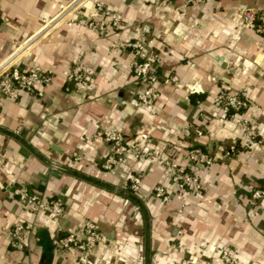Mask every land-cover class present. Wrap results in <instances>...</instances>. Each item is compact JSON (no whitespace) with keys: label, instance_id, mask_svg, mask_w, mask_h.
Segmentation results:
<instances>
[{"label":"crops","instance_id":"0c3cea01","mask_svg":"<svg viewBox=\"0 0 264 264\" xmlns=\"http://www.w3.org/2000/svg\"><path fill=\"white\" fill-rule=\"evenodd\" d=\"M72 1L0 0V70L37 65L51 74L40 96L0 91V264H78L79 252L56 240L85 219L101 234L87 254L93 264H223L222 249L232 264H264V198L250 197L264 186V36L242 20L245 10L264 20V0ZM97 1L124 24L86 29ZM137 30L159 58L146 104L120 45ZM76 63L93 70L86 88L65 79ZM222 90L244 91L245 106L223 114L214 103ZM241 119L256 124L253 140L241 138ZM107 129L125 141L147 135L151 155L124 154L106 172ZM193 146L212 162L199 171L200 195L177 214V198L163 202L153 188L172 190L162 159L179 161ZM128 170L139 177L135 214ZM22 184L58 198L62 215L29 212L13 192ZM14 221L29 226L20 250L9 246Z\"/></svg>","mask_w":264,"mask_h":264},{"label":"built area","instance_id":"2783aa9c","mask_svg":"<svg viewBox=\"0 0 264 264\" xmlns=\"http://www.w3.org/2000/svg\"><path fill=\"white\" fill-rule=\"evenodd\" d=\"M74 1V0H73ZM72 1V2H73ZM201 2V0H196ZM195 3V2H192ZM67 6L59 5V13L66 10ZM94 11L99 17L89 19L85 22L86 29L93 33L103 34L108 27H119L124 24L122 16L109 9L107 6L97 1L94 4ZM243 24L252 27L257 33L264 36V20L258 19L254 23L255 17L252 12L245 10L242 14ZM137 36L120 44L129 48L133 59L129 62V70L141 90L136 94L137 100L146 104L156 96L155 84L157 82L156 67L159 61L158 56L152 49L151 40L145 39L143 34L137 30ZM116 45V42H112ZM93 70L87 65L80 63L67 72L65 79L74 82L78 87L86 88L88 77ZM51 81V74L33 65L28 70H20L15 65H8L0 70V91L9 94L15 98L19 91L34 93L40 96L41 88L47 86ZM246 94L240 90L233 93L219 91L214 97V103L223 114L229 109L239 110L246 104ZM256 124L249 123L248 120L241 119L238 122V131L241 138L253 140L258 134ZM105 138L111 146V153L102 161L101 167L106 172L112 173L115 164L119 162L124 154L132 155L135 159L144 156H150L151 150L148 146L147 135L134 138L131 141H125L121 132L107 129ZM230 150L233 146L229 147ZM212 158L208 153L197 146H193L185 151L179 161L169 158H163L162 164L167 170L169 184L172 190H168L163 184H156L153 188V195L163 202H167L171 197L177 198L179 205L182 206L186 201V196L190 192H198L201 188L199 181V171L209 166ZM128 190L135 194L139 188V177L128 170L124 174ZM16 198L23 202L27 210L31 213H42L47 218H56L63 213L62 205L58 198H46L36 193H31L22 184L13 189ZM250 197L252 199L264 198V186L250 188ZM138 210L137 206L133 208V214ZM179 211V208L177 209ZM29 226L20 221H14L10 228L9 246L20 250L24 246L25 235ZM101 241V234L97 230L96 224L89 219L83 220L78 231H68L59 236L56 245L61 249H74L79 252L77 256L78 264H93L87 257L88 252ZM220 258L223 264H232L233 260L228 250L220 251Z\"/></svg>","mask_w":264,"mask_h":264},{"label":"rangeland","instance_id":"374dc122","mask_svg":"<svg viewBox=\"0 0 264 264\" xmlns=\"http://www.w3.org/2000/svg\"><path fill=\"white\" fill-rule=\"evenodd\" d=\"M200 193H201V188L199 189L198 192H190V193H188L187 196H186L185 203L182 206L179 205L178 207H176L175 212L177 214H180L183 211V209L185 208V206L189 203L190 196H199ZM178 208H179V211H177Z\"/></svg>","mask_w":264,"mask_h":264},{"label":"trees","instance_id":"16d2710c","mask_svg":"<svg viewBox=\"0 0 264 264\" xmlns=\"http://www.w3.org/2000/svg\"><path fill=\"white\" fill-rule=\"evenodd\" d=\"M256 22H257V21H256ZM231 111H232V110L229 109V110L227 111L226 114H229ZM127 191H128V194L130 195L129 197H130L131 199H133V202H134L135 206H137L138 209L140 210V208H141L140 204L138 203V201L135 200V197H134L133 194L128 190V187H127Z\"/></svg>","mask_w":264,"mask_h":264}]
</instances>
